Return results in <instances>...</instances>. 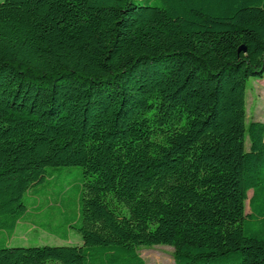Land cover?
<instances>
[{
  "label": "trees",
  "instance_id": "1",
  "mask_svg": "<svg viewBox=\"0 0 264 264\" xmlns=\"http://www.w3.org/2000/svg\"><path fill=\"white\" fill-rule=\"evenodd\" d=\"M263 77L264 0L0 1V264H264ZM54 205L79 244L9 245Z\"/></svg>",
  "mask_w": 264,
  "mask_h": 264
},
{
  "label": "rangeland",
  "instance_id": "2",
  "mask_svg": "<svg viewBox=\"0 0 264 264\" xmlns=\"http://www.w3.org/2000/svg\"><path fill=\"white\" fill-rule=\"evenodd\" d=\"M2 1V0H0ZM246 113L248 118H254L264 121V77L262 79L249 78L246 80ZM70 169L72 172H63L65 181H73L74 185L69 187L65 193L70 197L68 209L73 217H76V208H78L79 188L78 182L80 176L75 175V171H80L79 167H63ZM74 171V172H73ZM74 173V174H72ZM63 178V180H64ZM76 182V183H75ZM251 192H249V195ZM43 196V195H42ZM42 207L47 206L46 201H42ZM248 206L246 204V210ZM63 216L58 207L46 208L38 214H33L24 223H19L15 232L9 240L12 246H35V245H62V244H79V236L75 230H71L69 240L66 242L59 236L46 231L41 224H59ZM138 252L144 259L145 264H174V248L169 245H152L138 246Z\"/></svg>",
  "mask_w": 264,
  "mask_h": 264
},
{
  "label": "water",
  "instance_id": "3",
  "mask_svg": "<svg viewBox=\"0 0 264 264\" xmlns=\"http://www.w3.org/2000/svg\"><path fill=\"white\" fill-rule=\"evenodd\" d=\"M240 49H242V50H243L244 48H243V47H241Z\"/></svg>",
  "mask_w": 264,
  "mask_h": 264
}]
</instances>
